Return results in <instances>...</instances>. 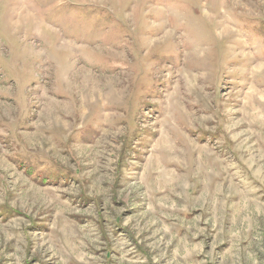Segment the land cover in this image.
I'll return each instance as SVG.
<instances>
[{
	"label": "rangeland",
	"instance_id": "rangeland-1",
	"mask_svg": "<svg viewBox=\"0 0 264 264\" xmlns=\"http://www.w3.org/2000/svg\"><path fill=\"white\" fill-rule=\"evenodd\" d=\"M0 264H264V0H0Z\"/></svg>",
	"mask_w": 264,
	"mask_h": 264
}]
</instances>
